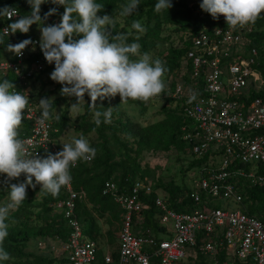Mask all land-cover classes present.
<instances>
[{
  "label": "built area",
  "instance_id": "obj_1",
  "mask_svg": "<svg viewBox=\"0 0 264 264\" xmlns=\"http://www.w3.org/2000/svg\"><path fill=\"white\" fill-rule=\"evenodd\" d=\"M20 16L19 11L12 20L4 17L1 34ZM218 19L220 25L206 26L192 40L181 65L187 79L181 77L171 95L181 101L184 116L193 123V131L183 137L192 145V156L199 159L210 154L212 160L209 169L196 179V190L184 196L193 201L194 208L191 212L168 208L165 195L154 192L147 179L136 181L128 191H120L112 180L105 181L101 196L119 208L121 226L116 260L107 255L101 264H154L153 260L155 264H179L188 254H195L198 242V253L206 258V264H264V222L229 208L231 203L241 201L238 179L251 186L264 184V42L250 45L251 27L231 28L223 16ZM28 39L33 43L22 57L14 55L0 61V73H12L18 81L17 90L29 96L24 114L29 133L22 139L28 151L46 157L62 149L54 136L57 130L52 121L44 125L38 122L41 113L31 94V82L54 64H49L44 55L30 61L39 41ZM193 95L195 99L189 102ZM83 162L78 161L71 170ZM237 163L242 168H235L233 164ZM1 186L2 175L0 189ZM61 190L63 198L52 206L68 229L61 247L64 258L68 264H99L97 244L83 232L76 215L77 201L85 197L83 191H74L71 182ZM149 194H154L152 203L172 224L169 237L161 241L149 231L139 235L132 231L131 216L150 208L145 198ZM221 202L226 205L220 207Z\"/></svg>",
  "mask_w": 264,
  "mask_h": 264
},
{
  "label": "clouds",
  "instance_id": "obj_2",
  "mask_svg": "<svg viewBox=\"0 0 264 264\" xmlns=\"http://www.w3.org/2000/svg\"><path fill=\"white\" fill-rule=\"evenodd\" d=\"M47 2L49 0H27L30 13L2 29L0 44L4 43V36L17 32L27 34L32 25H37L41 33L40 49L45 60L55 66L50 74L51 80L62 85V96L75 97L70 110L82 112L87 94L91 101L89 109L99 127L102 122L111 123L112 107L103 111L96 109L98 99L103 101L119 95L121 102L128 99L147 102L165 92L166 62L154 59L148 52L141 53L138 42L128 43V34L115 32L113 35L116 24L113 16L98 15L104 9L103 4L96 0H51L65 10L59 23L46 25L48 17L56 13L53 8L41 16V5ZM139 6L140 0H127L120 5L119 16L129 17ZM172 6L171 0H157L154 11L161 13ZM200 8L213 19L223 16L228 27L235 28L254 24L264 13V0H202ZM17 15V8L5 6L0 9V17L8 20ZM131 28L141 33L146 31L139 20H133ZM32 43L30 39L7 43L6 50L22 57ZM193 99L195 95L189 102ZM29 103V96L17 90L12 81H0V175L6 176L5 184L22 174L25 176L23 182L10 185L8 201L0 204V262L11 259L4 248L10 222L14 223L10 214L27 199L28 187L40 185L41 193L55 197L72 181L71 168L78 161H90L97 153L82 133L79 138L73 137L71 142L63 143L62 150L56 154L41 157L37 152L28 151L27 142L20 137L19 130ZM38 105L41 125L60 119L58 111L53 109V98H41Z\"/></svg>",
  "mask_w": 264,
  "mask_h": 264
},
{
  "label": "trees",
  "instance_id": "obj_3",
  "mask_svg": "<svg viewBox=\"0 0 264 264\" xmlns=\"http://www.w3.org/2000/svg\"><path fill=\"white\" fill-rule=\"evenodd\" d=\"M96 2L104 5L103 11L99 12L98 15L103 16L108 14L112 15L115 19L121 17L119 16L120 5L127 3V0H96ZM156 2L157 0L141 1L137 12H134L133 16L131 15V23L133 20L143 21L146 28L145 32L142 34H132L126 32L124 29H118L115 25L113 35L115 32L128 34V43L138 42L141 45V53H150L156 46L168 42L169 38L162 36L164 25H168L174 31L180 33L177 42L179 46L177 49H172L166 62L168 71L165 75L169 79V92L167 93L166 91L161 95V98L166 102V105L162 106L164 111L162 119L147 126H140L137 122L128 119L123 120L122 114L116 111L117 102L110 97L105 98L103 101L99 99L96 101V109L98 110L103 111L105 108L112 107L111 123L105 124L102 122L97 127L94 120L91 121L93 114L92 110L89 109L88 103H91V101L87 94L85 96L87 103L84 106V114L79 118L78 130L85 137L90 133L94 134L95 141L91 142V145L97 149V153L90 163L83 162L76 169L71 170V185L74 191H83L85 195L84 198L77 201L76 215L83 227V232L94 242L99 241L100 229L95 220L88 217L87 210L84 208V206L86 207L85 203L87 202L93 208L103 210V212L113 211L110 217L111 222H121V211H115L118 209L117 206L108 198L101 196V188L105 181L112 180L119 187L120 191H128L136 181L145 179L144 177L147 174L138 161L144 152L160 150L164 153H169L176 150L185 154L188 170L194 173V176L191 178L193 188H180L172 185L163 188L166 191L165 199L168 208L176 212H191L194 208L193 201L189 198H184V196L195 189L196 179L199 178L200 174H204L205 170L209 169L210 162L212 161L209 158L210 154L199 159L192 156V145L187 143L183 137L188 132L193 131V123L184 116L181 101L173 99L171 95L175 91L180 78L184 77L187 79L186 75H182L181 65L190 49L192 40L202 30L201 27L203 25L218 26L221 22L219 19H213L210 14L201 10L200 5L187 7L180 2H173V6L168 11L156 13L154 11ZM5 6L17 8L21 15L30 13L31 10V7L25 4L23 0H0V9ZM53 8L56 9V13L49 16L45 23H53L55 20L61 19L65 10L64 7L51 3V0L41 5V16L43 17ZM2 23H4V17H0V24ZM245 26H249L253 30L249 34L250 45L256 46L264 42V13L261 14L254 24ZM0 35H2L1 32ZM28 38L33 37H23L19 32L13 34L12 37L4 36V43L0 44V56H3L6 51L7 43L16 44ZM40 55H43V53L39 46L37 53L31 55L29 60L32 61ZM11 56L13 57L14 54L11 53ZM53 67L48 70H51ZM189 67L190 65L188 64ZM44 74L37 75L35 79L41 78ZM4 79L12 81L15 86L18 84L16 77L12 73H0V81ZM187 83H191V80H187ZM133 101L136 105L141 106L142 112L145 110V102L140 100ZM38 110L41 113L39 105ZM101 120L103 121V118ZM51 121L53 127L57 130L54 136L58 139L68 126L67 113H63L59 120L52 119ZM19 131L21 138L28 135L29 124L25 119ZM233 165L235 168H242L240 163ZM5 180L6 176L2 175L0 192L6 188L9 190V186L13 183L23 182L25 176L22 174L19 178L8 181L7 184L4 183ZM33 182L35 183L34 179ZM237 186L241 195V201L237 204L238 209L246 215L264 222V184L251 186L244 180L238 179ZM157 189V186H153L154 192ZM37 193H41L40 185H36L35 188L32 187L31 199H34ZM41 194L43 195L42 202L37 207L41 209L40 218L43 221V226L32 228L30 225L28 229L25 228L23 230H16L14 227L9 228V234L4 241V248L10 253L11 259L0 263L9 264L12 260L13 264H56L54 259L42 256H30V254L24 252L27 249V243L36 238L43 241L57 240L61 244L66 241L68 229L61 214L52 206V204L63 198L64 194L62 190L55 197L50 194ZM154 197V194L145 196L147 203H150L148 210L132 214V231L135 235L144 234L149 231L157 241H161L165 239L163 236L167 230L160 224L159 214L161 212L152 203ZM25 204L28 203L23 202L21 206ZM13 218L19 219L20 215ZM23 219L26 222H30V217L27 215H23ZM107 236L112 237L110 230L107 232ZM198 247L199 242L196 245L195 254L188 256L191 261L190 264H206L207 262L206 258L198 253ZM36 249L39 248L36 247ZM100 257L101 252L98 251L96 253V263L101 264L103 262L102 257L101 260ZM111 257L113 260H116V251L111 254ZM183 261L179 264H182ZM61 263L68 262L64 259ZM153 263L155 264V260H153ZM234 264L240 263L235 261Z\"/></svg>",
  "mask_w": 264,
  "mask_h": 264
},
{
  "label": "rangeland",
  "instance_id": "obj_4",
  "mask_svg": "<svg viewBox=\"0 0 264 264\" xmlns=\"http://www.w3.org/2000/svg\"><path fill=\"white\" fill-rule=\"evenodd\" d=\"M25 4L30 6L27 3V0H23ZM143 0H140V2ZM173 2H180L187 7L198 6L202 2V0H171ZM31 11V10H30ZM133 16V15H132ZM116 26L118 29H124L128 33L132 34H142L137 30L131 28V16L129 17H117L115 18ZM60 20H55L53 23H45L47 24H56L59 23ZM141 24L144 26L143 21L140 20ZM202 29L206 28L205 25L201 27ZM23 37H33L36 38L38 41L40 40V30L37 25H32L30 28L29 33L23 34ZM180 33H177L173 30L172 27L168 25H164L162 36H167L169 38L168 42L164 44H160L156 46L150 54L152 57H158L161 60L167 62V59L170 56V52L172 49H177L179 44ZM6 56H0V61L5 60ZM54 70V67L51 70L46 71L44 76L39 79H35L31 82V94L32 97L35 99L36 103L38 104L41 98H53V109L58 111L59 116L63 113H67L68 116V126L63 132V134L58 138V146L62 149L63 143L71 142L73 137L78 138L81 134V131L78 130L79 118L81 115L84 114V106L87 103L86 98L85 102L82 103L83 111L77 113L75 111L70 110V104L75 103V97H66L60 94L62 85L59 83L54 82L50 78L51 72ZM44 79V80H41ZM163 80L166 83L165 92H169V79L168 76L164 75ZM86 96V95H85ZM117 102L116 111L122 114L123 120H130L133 122H137L140 126H147L149 124H154L160 119H162L164 111L162 109L163 105H166L164 99L160 96L151 98L149 101L145 102L146 108L142 112L141 106H138L134 103L133 100L128 99L126 102H121L119 95L112 97ZM93 117L91 121H93ZM86 138L89 139L90 143L95 141L94 134L90 133ZM141 166L145 169L147 175H145V179H147L152 186H157V191L161 195H165L166 191L163 189L164 187L178 186L180 188H193V181L191 180L192 172H189L187 161L185 158V154L183 152H179L176 150L170 151L169 153H164L160 150H154L151 152H144L141 157L138 159ZM10 187V186H9ZM32 187L29 186L27 189V199L24 202L23 206H20L17 210L13 211L10 214V220L14 221V223L10 222V226L14 227L16 230H23L28 229L30 225L32 228L37 226L40 228L43 226V221L40 218L41 209L37 206L41 204L43 195L41 193H37L34 199H31ZM8 201V189H4L0 192V204H4ZM88 217L90 219L95 220L96 223L101 226V228H109L112 232V237L104 236L107 242L100 241L96 242L99 243V247L103 246L106 249V252L111 255L114 251H116L117 247V236L113 235V233H118L120 230L121 222H111V215L113 211L103 212V210H99L97 208H93L87 202L85 203ZM84 205V203H83ZM220 207H224L226 205L225 202H221ZM118 208V207H117ZM230 209H238L237 205L231 203L229 205ZM119 208L115 211L118 212ZM120 211V210H119ZM107 213V214H106ZM19 219H14V216H19ZM23 215H27L30 217V222H26L23 219ZM159 221L160 224L167 230L166 234L163 238H167L170 235V229H172V224H170L169 220L163 214H159ZM82 222V221H81ZM88 236V235H87ZM162 237V236H161ZM39 248V249H36ZM62 244L55 240H40L39 238L33 239L27 243V249L24 250L25 253L30 254V256H42L48 259H54L56 264H62V260H64V254L62 252ZM188 254L185 257V260L182 264H190V258ZM103 259V258H102ZM101 260V257H100ZM2 264V263H0ZM9 264H13L11 260ZM68 264V263H64Z\"/></svg>",
  "mask_w": 264,
  "mask_h": 264
},
{
  "label": "crops",
  "instance_id": "obj_5",
  "mask_svg": "<svg viewBox=\"0 0 264 264\" xmlns=\"http://www.w3.org/2000/svg\"><path fill=\"white\" fill-rule=\"evenodd\" d=\"M4 54H5V56H6V59H10V58H12V56H11V52H8L7 50L4 52ZM41 80H44V79H41ZM107 214V213H106ZM97 225H98V227H99V229H100V237H99V241H100V244L102 243V242H107V240L104 238L103 239V237L104 236H107V232L109 231V228H101V226H99V224L98 223H96ZM114 235H118V233H113ZM117 239V238H116ZM97 244V247H98V250H97V252L99 251V252H101V257L102 258H104L105 256H107V255H109L107 252H106V249L103 247V246H100L99 247V243H96ZM103 260V259H102Z\"/></svg>",
  "mask_w": 264,
  "mask_h": 264
}]
</instances>
